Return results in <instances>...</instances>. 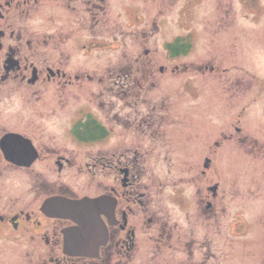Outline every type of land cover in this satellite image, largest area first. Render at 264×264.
Instances as JSON below:
<instances>
[{"label":"rangeland","instance_id":"rangeland-1","mask_svg":"<svg viewBox=\"0 0 264 264\" xmlns=\"http://www.w3.org/2000/svg\"><path fill=\"white\" fill-rule=\"evenodd\" d=\"M121 3V0L111 1L110 31L102 32L98 28L97 31L83 32L80 29L84 44L91 43L92 37H103L102 34H107L111 40V48L106 45L95 47L89 45L84 52L79 49L84 57H90L92 54L98 58L93 61L85 60L84 67L78 69V73L84 77L89 74L92 78L91 82L83 83V90L88 94L84 96L91 103L89 104L87 99L83 104L74 102L69 110H78L79 106H83L88 113L99 110L98 115L102 116L103 121L109 126H115L120 120L121 123H126L122 121L127 117L128 109L126 111L124 109L125 103L124 100H120L122 98L119 96L121 91L119 89L126 92L130 87L124 77L132 72L137 78L138 63L146 62L140 71L146 75V87H149V82H154L155 84L151 86L155 90L154 100L159 99L161 101L159 103L163 104L162 112L155 116L156 121L165 125H176L177 135L173 143H178L179 148L193 150L195 155L193 158L187 152H179L178 160L174 157L170 159V155L166 158L159 155L156 156L158 160L148 158L143 161L141 173L143 185L156 186L159 193L164 188L165 196L168 194L171 196L175 191L174 186L178 184L189 186L193 190L195 233L184 237L174 231L171 239H163L162 247L179 248L188 243L193 251L195 264H224L226 258L227 264H264V218L260 217L264 216V199L259 200L253 192L254 189H258L255 185L258 184L255 182L256 179L264 178V158L255 159L256 145L250 141L254 139L264 143V0H131L128 3L130 5L124 9H121ZM125 15L131 19H126ZM7 18L15 25L28 23L41 27L47 34H53L54 28L60 25L56 20L53 24L51 20L44 22L41 14L31 13L26 17L11 11ZM99 19H103L102 12ZM190 34H194L192 41ZM174 42L187 48L185 52L182 50L175 54L177 59L166 49L167 44L173 45ZM70 44L71 42L69 46ZM144 50H147V54ZM175 67H178V70L171 74ZM106 71L111 77L106 75ZM120 78L121 81L114 84ZM109 83L110 92L107 91L110 88ZM107 84L105 90L104 86ZM192 87L195 91L191 94ZM221 91L226 97L220 95ZM240 95H244L242 100ZM46 96L47 94L22 96V99L25 104H31L36 108L35 106L47 103ZM6 98L10 97L0 99V103ZM65 98L64 94L54 96L57 111L69 103L64 100ZM203 99L207 100L209 105L206 114L211 111L212 122L209 115L203 114V108L199 107ZM4 103L14 104L12 101ZM149 104L153 102L150 101ZM109 107L111 111L108 112ZM240 108H243V111H240ZM218 109L222 110L225 117V123L223 121L219 124L221 126L213 123L214 119L217 120L214 122L220 119ZM36 120V126L28 124V130L24 132L32 137V129L37 128L36 134L32 137L33 146L42 157L41 163L45 164L44 168H41V163L37 164L39 170L46 169V164H52L57 161L56 157H61L64 163L63 172L58 176L56 172L48 171L47 177L40 176L34 180L22 176L4 177L5 184L10 180L6 187L2 188L0 197L2 211L8 209L9 205L17 207L23 202L12 196L13 192H20L21 196H24V201L31 198L28 189V182L31 180L35 190L41 188L45 193H52L63 186V190L66 191L70 185H79L80 179L87 180L86 185L90 184L95 176L94 174H88L85 178L73 176L78 173L80 160L87 164L90 157L111 159L110 154L105 151L111 140L99 147L103 151H97V147L88 151L69 137L73 136L69 121L60 127V124L39 125L38 119ZM39 120L44 122L45 117ZM5 129L11 128L1 126L0 136ZM158 139L159 136L154 139L155 143ZM46 148H50L54 156H47ZM170 148L169 146L168 152ZM199 148L206 149L205 156L210 158L205 175L201 174L204 157L201 156V152L196 156ZM160 152L164 154L163 151ZM219 152L226 156V164L221 162L223 171L215 169L218 162L212 164L211 156ZM242 153L243 157L240 156ZM50 167L54 169L53 166ZM236 170L242 171L239 181ZM42 177H45V181ZM262 184L264 185V181ZM207 186L215 187L216 194L212 189L210 193L213 196L209 199L213 203L212 209L205 214L206 202H202L201 199L207 192L205 191ZM90 191L84 186L76 193L83 195ZM35 193L42 195L43 192ZM262 196L264 197V193ZM153 201V207L161 212L163 222H168V226H183L182 218L178 220L171 214L166 215L169 207L166 201L163 200L162 203L160 198L157 200L156 197ZM148 245L154 247L150 243ZM211 257L214 258L204 262ZM162 264H167V261Z\"/></svg>","mask_w":264,"mask_h":264},{"label":"flooded vegetation","instance_id":"flooded-vegetation-1","mask_svg":"<svg viewBox=\"0 0 264 264\" xmlns=\"http://www.w3.org/2000/svg\"><path fill=\"white\" fill-rule=\"evenodd\" d=\"M111 1L113 0H0V99L10 97L0 103V127L11 128L3 130L0 136V197L2 188L6 187L10 180L5 184L4 177L22 176L34 180L40 176L47 177L48 171H54L58 176L63 172V158L56 156L57 161L46 164V169L39 170L37 164L42 162L40 161L42 157L33 146L32 138L37 128L32 129V137L24 132L28 130V124L36 126V119L39 125L60 124V127L69 121L73 135L69 137L82 149L87 148L88 151L95 147L97 151H103L99 147L111 140L105 150L110 154V160H106L105 157H90L87 164L80 160L78 173L72 174L82 178L94 174L90 184L86 185L87 180L80 179L79 185H70L65 189L66 191L60 186L58 191L45 193L41 188L35 190L31 180L28 182V189L32 200L29 198L26 201L20 192H13L12 196L18 197L23 202L17 207L9 205L6 210L0 209V264H162L164 261H167V264H195L196 262L188 243L179 248L162 247L163 239H171L174 231L184 237L195 233L193 190L189 186L178 184L174 186L175 191L171 196L169 194L165 196L164 188L159 193L156 186L149 187L141 183L144 159L158 160L156 156L163 155L166 158L170 155V159L174 157L178 160L179 152H187L195 157L193 150L179 148L178 143H173L177 135L176 125H165L156 121L155 116L162 112L163 104L159 103L161 102L159 99L154 100L155 90L151 86L155 83L149 82V87H146V75L140 72L146 62L138 63L137 78L132 72L124 77L125 82H129L130 88L126 92L119 89L121 90L119 96L122 98L120 100H124L125 103L124 109L125 111L128 109L126 111L128 118L125 117L122 121L126 123H121L120 120L115 126H109L103 121L102 116L98 115L99 110L88 113L83 106H79L78 110H69L72 103L83 104L87 99L84 96L88 94L83 90V83L92 81L89 74L84 77L78 73V69L84 67L85 60L98 59L92 54L90 57H84L79 49L84 52L89 45L93 47L106 45L111 48V40L108 39L107 34H102L103 37H92L89 44H84L82 38L84 30L97 31L98 28L102 32L111 30ZM121 1V9H124L130 5L128 3L131 0ZM11 11L26 17L31 13L41 14L44 22L51 20L53 24L56 20L60 25L54 28L53 34H47L41 27L28 23L15 25L7 18ZM100 12L103 18L101 20ZM125 17L131 19L128 15ZM190 39L191 41L194 39V34H190ZM166 49H170L168 44ZM144 52L147 54V50ZM173 58L177 59L176 56ZM176 70L178 67H175L171 74ZM160 72H162L161 68ZM106 75L111 77L107 71ZM118 81H121V78L114 84ZM107 86L108 84L104 86L105 90ZM109 86L107 91L110 92V83ZM194 91L195 88L192 87L191 94ZM40 94H47L45 97L47 103L35 106L36 108L31 104H25L22 99V96L34 97ZM63 94L66 97L64 100L69 103L65 108H59L57 111L54 96ZM221 94L224 95L222 91ZM240 96L242 100L244 95ZM11 101L14 104L4 103ZM150 101L153 104H149ZM201 102L199 107L203 108L202 112L205 115L209 105L205 99ZM227 105L230 108L228 102ZM101 107L104 108L103 105ZM107 111H111V107ZM218 111L220 119L218 122H214L217 121L215 119L213 121L218 123L217 125L223 121L225 123L222 110L218 109ZM240 111H243V108H240ZM206 115H209L212 122L211 111ZM240 115L241 112L238 116ZM43 117L45 121L41 122L39 119ZM237 131L240 132V129L237 128ZM178 134L180 135V130ZM157 136L159 139L155 143L154 139ZM250 141L256 145L255 159L264 158V143L254 139ZM169 146L170 152H168ZM200 152L204 157L201 174L205 175L210 158L205 156L206 149L199 148L196 156ZM45 154L49 157L54 156L50 148L45 149ZM222 156L220 152L211 156L212 164L219 163L215 165L216 170L223 171L221 162L226 164V156ZM240 156L243 157L244 154ZM40 165L41 168L45 167L44 163ZM236 171L239 181L242 171ZM42 178L45 181V177ZM263 181L264 178L260 180L258 177L255 181L258 183L255 184L258 189L253 190L259 200L264 199ZM24 186L25 180L22 187ZM84 186L91 191L83 195L77 194L76 191H80ZM32 189L43 193L38 195ZM212 189L216 194L215 187L207 186L205 187L207 192L201 199L202 202H206L205 214L212 209L213 203L209 200L213 196L210 193ZM154 197L157 200L160 198L162 203L166 201L165 203L169 204L166 215L171 214L178 220L182 218V227L168 226V222H163L161 212L153 207ZM226 212L225 210L224 214ZM260 217L264 218L262 215ZM148 243L154 247L149 246ZM212 258L214 257L204 262H209ZM224 264H227V258Z\"/></svg>","mask_w":264,"mask_h":264},{"label":"trees","instance_id":"trees-1","mask_svg":"<svg viewBox=\"0 0 264 264\" xmlns=\"http://www.w3.org/2000/svg\"><path fill=\"white\" fill-rule=\"evenodd\" d=\"M172 48V47H171ZM173 49V51H174V48H172ZM181 50H180V48H177L175 51H174V53H179Z\"/></svg>","mask_w":264,"mask_h":264}]
</instances>
